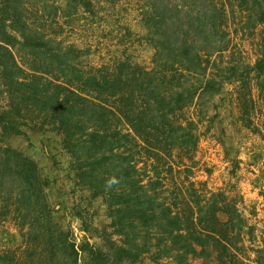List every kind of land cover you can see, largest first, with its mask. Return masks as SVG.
<instances>
[{
    "label": "trees",
    "instance_id": "16d2710c",
    "mask_svg": "<svg viewBox=\"0 0 264 264\" xmlns=\"http://www.w3.org/2000/svg\"><path fill=\"white\" fill-rule=\"evenodd\" d=\"M59 1L0 0V221L10 215L21 237L0 261L138 264L148 253L155 263L189 264L215 253L217 264H240L244 220L236 204L223 193L176 184L168 200L162 187L167 173L192 159L199 139L194 115L208 104L237 107L239 115L230 109V116L249 125L252 83L264 87V0H138L143 37L153 48L148 67L124 50L91 64L83 60L89 48L47 34L38 22L94 12L92 0ZM258 27L249 63L231 35ZM20 135L55 137L69 157L73 185L101 198L118 240L91 241L81 204L72 203L85 232L73 240L52 205L66 198L44 171L49 166L1 140ZM106 225L94 228L99 237ZM249 234L252 227L245 231L250 240Z\"/></svg>",
    "mask_w": 264,
    "mask_h": 264
},
{
    "label": "rangeland",
    "instance_id": "374dc122",
    "mask_svg": "<svg viewBox=\"0 0 264 264\" xmlns=\"http://www.w3.org/2000/svg\"><path fill=\"white\" fill-rule=\"evenodd\" d=\"M94 12L79 11L72 17H65L61 13L52 19L38 22L47 34L56 36L63 43H72L75 46L88 50L83 59L85 62L98 65L114 56L122 55V50L131 59L144 66H150L153 48L145 40V30L140 22V4L138 0H92ZM59 4L63 5L60 0ZM260 27L247 33L232 36V43L240 57L252 63L256 56V43ZM122 53V54H121ZM1 88V86H0ZM231 85L226 86L230 90ZM226 90L224 94H226ZM253 107H249L250 123L243 125L230 116L232 109L235 116L239 115L237 107L230 108V104L216 100L220 107L207 106L202 115L195 116L197 120L196 133L199 136L196 151L191 160H185L184 165L167 173L163 179V194L172 200L178 187L192 190H203L208 195L211 192L223 193L229 202L236 204L244 220L243 240L238 244L243 246L239 251L240 264H258L255 259L262 258L264 252V87L252 83L251 90ZM3 104L0 93V105ZM219 110V114H217ZM217 114V115H216ZM3 143L13 144L33 157L40 166H49L44 171L55 177L56 184L63 187L62 202L52 199V205L58 209L56 216L64 224H70L72 238L75 242L85 232L80 228V221L69 209L72 203L81 204V211L89 226L90 240L103 246L106 235L118 240L113 229L108 226L106 207L100 197L89 198L82 192L80 186L72 183L73 172L69 169V157L55 143V137H26L20 135L8 138L1 137ZM228 150V155L226 154ZM142 163H138L140 167ZM147 175L152 176L150 168ZM148 178V177H145ZM55 184V181H54ZM172 190L175 193L172 194ZM191 191V190H190ZM56 195V194H55ZM55 195L53 198H55ZM76 196V197H75ZM218 195L217 197H219ZM52 198V197H51ZM57 199V198H56ZM60 204V205H59ZM69 207V208H68ZM101 224V225H100ZM107 224L106 234L98 236L94 228ZM252 227L253 235L245 231ZM21 244V237L10 215L0 221V254L9 249H15ZM176 264L163 259L152 262L150 254L141 256L138 264ZM0 264H4L0 261ZM189 264H217L215 253L209 257H190Z\"/></svg>",
    "mask_w": 264,
    "mask_h": 264
},
{
    "label": "clouds",
    "instance_id": "9594fccd",
    "mask_svg": "<svg viewBox=\"0 0 264 264\" xmlns=\"http://www.w3.org/2000/svg\"><path fill=\"white\" fill-rule=\"evenodd\" d=\"M112 183H115V181H109V186H111Z\"/></svg>",
    "mask_w": 264,
    "mask_h": 264
},
{
    "label": "crops",
    "instance_id": "0c3cea01",
    "mask_svg": "<svg viewBox=\"0 0 264 264\" xmlns=\"http://www.w3.org/2000/svg\"><path fill=\"white\" fill-rule=\"evenodd\" d=\"M169 262H172V261H169Z\"/></svg>",
    "mask_w": 264,
    "mask_h": 264
}]
</instances>
